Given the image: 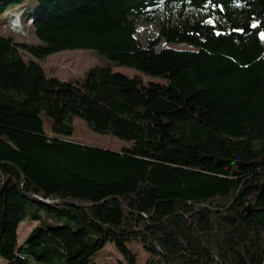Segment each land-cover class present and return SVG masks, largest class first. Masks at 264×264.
Listing matches in <instances>:
<instances>
[{
  "label": "trees",
  "instance_id": "obj_1",
  "mask_svg": "<svg viewBox=\"0 0 264 264\" xmlns=\"http://www.w3.org/2000/svg\"><path fill=\"white\" fill-rule=\"evenodd\" d=\"M35 1L40 45L0 35V260L89 264L110 244L136 264V243L145 264H264V0ZM135 22L158 26L146 47ZM69 50L108 63L47 78L36 60ZM73 119L129 147L71 141Z\"/></svg>",
  "mask_w": 264,
  "mask_h": 264
},
{
  "label": "rangeland",
  "instance_id": "obj_2",
  "mask_svg": "<svg viewBox=\"0 0 264 264\" xmlns=\"http://www.w3.org/2000/svg\"><path fill=\"white\" fill-rule=\"evenodd\" d=\"M38 11V4L35 0H26L19 6L8 8L4 13L0 14V35L11 38L15 43H25L27 45H40L36 39L27 17L30 12L34 15ZM135 38L142 47H146L148 41L157 38L159 31L156 24H145L135 22ZM261 44L264 48V39L261 38ZM172 48L176 47L173 45ZM166 48L164 42L156 48V51H161ZM179 49H190L187 46H178ZM26 61L33 59L30 56L21 54ZM264 57V54H263ZM35 60V59H34ZM44 69L45 75L50 79H57L62 82H74L84 77L90 70L107 64V60L98 52L93 50H69L62 51L50 55L44 59L36 60ZM115 73L122 74L130 78H140L145 86L149 84L166 85V80L163 78L152 77L144 73L127 67H122L116 64H109ZM72 125L75 129L71 141L81 143L83 145L94 147L111 152H120L129 147V144L112 136L98 135L94 133L88 125L80 120L73 119ZM36 227V223L31 222L29 218L23 221L18 228V246L23 245L26 237ZM137 254L136 264H145L146 254L139 244L133 243L128 245ZM122 256L117 252L114 246L108 244L105 246L89 264H123ZM0 264H5L0 260Z\"/></svg>",
  "mask_w": 264,
  "mask_h": 264
},
{
  "label": "water",
  "instance_id": "obj_3",
  "mask_svg": "<svg viewBox=\"0 0 264 264\" xmlns=\"http://www.w3.org/2000/svg\"><path fill=\"white\" fill-rule=\"evenodd\" d=\"M53 202V200L52 199H49L48 201H47V203H52ZM65 204H68V205H72V206H75V207H80V206H78V205H75V204H72V203H69V202H67L66 200H64L63 201ZM249 207H246L245 209H244V212H249Z\"/></svg>",
  "mask_w": 264,
  "mask_h": 264
},
{
  "label": "snow or ice",
  "instance_id": "obj_4",
  "mask_svg": "<svg viewBox=\"0 0 264 264\" xmlns=\"http://www.w3.org/2000/svg\"><path fill=\"white\" fill-rule=\"evenodd\" d=\"M253 27H256V25L254 24ZM260 36L262 39H264V31L260 32Z\"/></svg>",
  "mask_w": 264,
  "mask_h": 264
}]
</instances>
